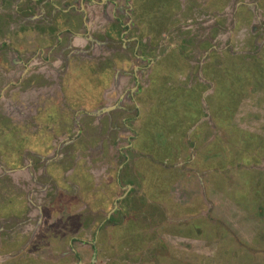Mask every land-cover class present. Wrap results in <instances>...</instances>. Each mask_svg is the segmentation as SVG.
I'll list each match as a JSON object with an SVG mask.
<instances>
[{"label":"crops","instance_id":"0c3cea01","mask_svg":"<svg viewBox=\"0 0 264 264\" xmlns=\"http://www.w3.org/2000/svg\"><path fill=\"white\" fill-rule=\"evenodd\" d=\"M174 1L180 11L187 9L190 13H194V6L190 7L191 1ZM86 3L85 1L80 5L84 7ZM214 3L219 4V2L212 1L213 8H216ZM76 5L71 0H7V5L0 0V19L10 18L9 26H0L3 27L4 34L11 32L10 45L13 47L8 48L4 54L6 57L4 70L8 73L0 79V100L10 102L8 97H15L16 93L22 94L23 97L24 92L27 91L29 93L26 95L36 96L41 90L45 92L53 87L56 88L50 92L52 99L46 100L45 105L43 103L33 109L31 112L33 117L26 126L14 125L8 116L6 117L9 120L4 123L5 125H0L3 136H8L10 143L15 140L13 151L10 153L11 162L16 166L1 174L8 172L11 174L17 170L30 177L45 176L41 180L35 177L28 181L31 191L24 188L25 183L19 184L22 188L19 190L27 192L25 196H21L22 201L19 200L25 203L26 211L23 214L29 217L26 223H24L26 219L20 221L16 214L19 207L14 204L16 199L13 196L16 198L19 196L10 194L9 199H6L0 190V256L8 255V248L11 249L15 245L12 242L11 245L7 241L3 242L4 239L16 241L18 236H15V233L19 236L21 234L16 232V228L19 226L30 228L33 225L32 220L38 224L41 221L43 229L46 224L55 223L51 228L47 227L48 229L44 230L45 234L53 232V236L49 234L45 237L51 240L59 235V242L68 239V249L66 250L64 246L61 249L59 247L58 250L49 248L50 251H46L47 258L50 253H55L59 254V259L64 261L69 259L71 264H146L142 257L138 258V255L146 254L145 247L148 241L144 247L135 250L128 246L127 242L121 244L123 239L129 240L137 236L147 238L141 236L144 234L159 235V239L177 238L179 242L187 243L186 247L190 244L194 246L193 241L202 237L206 241L203 243L209 244L212 240L216 244L219 241L224 242L222 252L225 255L235 254L234 251L230 253L229 248L239 252L242 239L250 238L253 242L256 238L258 227L256 232H253V225L259 219L264 221V152L258 153V145L261 149L264 148V133L247 132L252 139L250 144L256 145L254 151L241 145V150L238 149L236 155L232 157L229 156L227 149L231 146L236 151L235 146L241 143L238 134L244 131L236 126L235 117L233 119L231 117L235 116L234 110L240 106L242 94L248 92L244 86L253 78L249 68L241 63L251 59L250 56L253 54L224 52L230 55L232 61L227 76L220 75L223 68L227 67L224 60L216 59L217 54H212L208 58V54L206 55L204 67L202 66L204 77L212 79L211 74L214 71L219 73L216 76L218 86L215 85L219 96L213 101L214 96L204 92L203 88L207 87L206 85L202 88L203 84L193 85L190 82L187 85L183 82L179 70L181 69L179 62L184 56V52L181 51L182 54L178 53L173 61L167 62L170 66L173 62V76L170 71L161 73L159 67L156 73L149 76L152 82L146 81V87H140L146 96H150L149 103H144L141 100H144L145 96L138 98L140 90H136L143 70H146L145 66L140 64V60L146 58L144 53H147L146 48H141L139 37H148L149 44L152 41L157 44L163 35L161 28L148 26L143 32L138 30L139 32L134 35L136 39L132 38V42H135L132 46L125 41L129 38L127 32L120 41L113 39L114 30L112 31L113 26H110L113 22L111 13L101 15L92 4L88 9L85 5L89 10L90 19L85 21L81 14L78 15L71 9V7L75 9ZM167 16L169 14H158V17H155L160 22L158 25L176 24L174 21L165 24ZM17 20L27 22V26H12L18 24ZM66 20L71 23L70 26L64 25ZM82 20L84 26L81 25ZM100 33L102 35H97ZM202 47L196 46V52L194 49L192 52L187 49L189 56L197 58ZM177 48L178 45L170 52H174ZM130 49L137 52L134 55V52L132 53L136 60L126 59L125 54L130 52ZM148 58L153 62L152 57ZM251 67H258L255 60L251 62ZM11 68L20 72V79L26 74H35L37 79H31L25 86L22 84H26L27 80L20 81V85L16 86V83L10 80L13 76ZM255 70L257 71V68ZM104 73L105 76L112 78L110 87L113 91H115L114 82H118L116 86L120 95L125 90L122 93L121 103L129 100L128 98L131 100L132 97L135 98L133 102L135 105H131L134 115L132 117L125 115L118 122L120 127H127L132 134L129 132L126 134L127 130H123L126 138L120 141H118L119 137L117 140L115 138L116 144L111 145V142L110 147L102 146L103 142L100 141L85 140L83 132L80 135L75 129L76 132L73 134L72 126L66 125V121L84 125V119H87L91 126L99 125L103 114L109 115L112 119V112L123 110V104L119 107L111 104L98 108L83 105L86 111L82 114V106L77 107L78 105L72 103V97H76V93H79L76 88L89 93L95 86L98 88V82L103 84L107 80ZM48 78L53 82L44 80ZM65 78L73 79L74 86L69 85L70 92L65 91L66 86H61L65 84ZM174 80L177 81L174 83ZM208 82L212 83L209 80ZM109 85L110 81L107 87ZM124 86L126 88H122ZM196 86L201 89H196ZM5 91L7 98L6 95L3 96ZM42 109H45L44 111L49 115L45 124L35 117L36 114L38 117L43 112ZM71 110L74 114L64 121V118L69 117ZM0 117L4 116L0 115ZM113 122L115 123L114 120ZM6 126L9 127L5 130ZM24 135L27 138H24ZM127 138L129 139L126 142ZM68 145H71L72 150L65 151L68 150ZM233 150L230 152H234ZM116 155L119 163L114 171L112 165ZM106 156L110 161L104 172L90 168L93 162L97 164L98 160ZM23 157L26 162L23 167H19ZM83 161L88 163V167L85 166L83 169L87 174L88 170L107 176L115 173L116 183L119 187L122 184V194L116 197L115 203L105 215H102L100 221H98L96 205L86 206L88 203H82L81 206L79 203L86 193L95 194L99 188L98 184H95L94 186L98 188L93 190L92 184L91 189L84 190L81 177L78 176L82 171L76 168L77 166L81 168L80 164L84 163ZM228 164L230 167L226 169ZM24 165L27 167L25 168ZM53 168L57 170L58 179L47 176L48 171ZM93 175L97 177L96 174ZM93 175L88 174L90 176L88 180L91 182ZM8 185L10 186V183ZM56 191L57 194L54 196ZM86 198L89 199L87 195ZM69 223H76L73 224L74 230L69 228L71 225L68 227ZM24 230L26 232L28 229ZM74 232L76 234H72ZM87 233H90V236ZM39 238L41 237L33 236L26 242L24 237V242L16 249L30 257L36 251L45 249L41 242L39 246L32 245ZM90 238L93 240L89 242L92 245L89 263H86L87 257L73 258V251L77 248L74 245L71 247L70 240L72 239L74 243L80 242L79 244L83 246L81 241H89ZM101 238H108L106 246L111 252L100 251L97 244ZM251 241L250 245H253ZM209 245L211 247V244ZM207 246L195 247L196 249H191V253L196 256L211 254L210 247L206 248ZM84 253L87 255V249ZM108 255L112 257L111 263L108 261ZM159 258L155 253L154 264H162L161 261L157 262ZM0 264L20 263L4 261ZM21 264L29 263L24 261Z\"/></svg>","mask_w":264,"mask_h":264},{"label":"rangeland","instance_id":"374dc122","mask_svg":"<svg viewBox=\"0 0 264 264\" xmlns=\"http://www.w3.org/2000/svg\"><path fill=\"white\" fill-rule=\"evenodd\" d=\"M212 1L213 0H197L196 5L194 4V9H193L194 13H190L187 9H184L185 11L177 10L176 12H173L174 16L172 17V21H174L176 24L172 26H159L161 28V31L163 32V35H162L160 42L157 43L158 47H155L154 45L145 46V44H148V37H139V44L141 43L140 45L142 49L146 48L147 53L146 54L144 53V55H146V58H142L143 60L142 59L140 60V64L142 66H145L146 70H143L141 81L137 85L136 90H140V87L145 88L147 85L146 81L147 83L149 81L152 82L149 76H151L153 73H156L159 67L162 70L161 73H165L168 71H170L171 74L173 73L172 71L174 68V65H172L173 62H171L172 63L171 66L168 65L167 62L169 61L165 58V55L171 50H173L175 46L178 45V48L176 50V56L181 51L184 52L182 61L179 62L181 65V69H182V70L181 69L179 70L181 71V77H183L182 78L183 82L187 83V85H189L190 82L193 85L203 84L201 85L202 88L205 87L206 85L207 87L203 88L205 90L204 92L209 95L212 94L211 96H214V98L213 97L211 98H213V101H214V99H218V96H219L217 94L218 90L216 87L218 86L216 76H218L219 73L217 71H214L211 74L212 79L208 77H204L203 64L206 61V55L208 54L207 55V58H208L212 54H217L216 59L218 60L220 59L221 61L224 60L225 65L227 67L223 68V71H221L220 75L227 76V74L230 71L229 65L232 63V61L230 60L231 57L229 54H234L236 52L253 54V56H250L251 59L246 61L248 63H246L245 61L241 63L245 67L249 68V71L253 78L249 79L247 81V85L244 86L246 90L248 89V92H245L244 94H242L240 98V102H239L240 106H237L236 110H234L233 114L235 116L232 115L233 117H231V119L235 117L234 122L236 126H238L240 130L244 131L238 134V137L240 138L241 143L235 146L236 151L232 149L234 147L228 146L227 148L229 156L233 157V155L234 156L236 155L238 149L241 150V145L247 146L252 151L256 150L255 149L256 145L250 144L252 139L249 138L250 135L248 133H255V134L264 133L263 131V126H264V78H263V75H264V0H214V1L219 2V4L214 3L217 9L213 8L214 5L212 4ZM3 2L7 5V0H3ZM202 2L203 3L207 2V4L205 3L207 5V9L206 7H204L203 4H201ZM170 15L171 14H169V16ZM17 22L19 25L16 24L12 26H27V22L25 21L17 20ZM165 24H167V21ZM0 25L9 26L10 18L9 19H6L5 17L1 18ZM1 26H0L1 28L0 29V49L2 48L3 50L2 49L0 50V58H2L0 59V79L2 78V76L5 77L6 74L8 73L7 70H4L5 58H6L4 57V54L8 48L9 49L13 48L10 45L11 43L10 39L12 38L11 32H7L4 34L2 30L3 27ZM115 27L119 30L117 26ZM137 30L139 31L142 30L143 32L144 26L137 28ZM97 35H102V34L100 33ZM139 36H140V33H139ZM130 43L133 46L135 42H130ZM196 46H203V47L198 52L199 54L197 55V58L194 59L193 56L191 57L189 56V52L187 51V49L188 50L190 49L191 52H192V49H194L196 52V49H195ZM139 51L140 53L142 52L140 49ZM133 52L134 51H131L130 49V52L125 54L126 59L128 58L134 59L133 55L137 52H134V53ZM224 52L229 53V54L227 55ZM102 55H100V57ZM148 57H152L153 62H150ZM253 60L257 62L258 67H255V68L251 67V62H253ZM256 68H257V71L255 70ZM258 69H261V71L260 70L258 71ZM12 70L13 72L11 73H13V76H12V79L10 80L12 83H16V86L17 84L18 86L20 85V81L27 80L26 84H22V86H25L29 83L31 79H34V80L37 79V77H35L36 76L35 74H31V75L24 74L25 76L22 78L23 79L22 80L19 78L20 72H17L14 69ZM225 70H226V74H224ZM105 75L106 74L104 73V76ZM145 75H147L146 78H145ZM134 76L136 75L134 74ZM105 78H107V80L103 82V84L98 83V88H96L95 86L89 93L84 92V90L80 91V88L78 89L76 88L77 92L79 93H76L77 94L76 97L74 98L72 97V103L78 105L77 107L82 106V110H81L82 114H84L83 112L86 111V109H83L84 108L83 105H87L89 107L96 106L97 108V106L99 107L103 105L113 104L114 101L116 100V99H112L109 95L107 96V93L112 92L113 90L110 88H104V87L107 86L108 81H110V85L108 87L111 86L112 80L110 79L112 78H109V76H105ZM105 78H103V81ZM44 80L53 82V80L49 78L44 79ZM208 80L211 81L212 84H210ZM39 81H42V79H39ZM64 81H65V84H62L61 86L63 87L66 86L65 91L70 92L69 85L73 84L72 86H74L73 79L65 78ZM176 81L177 80H174V83ZM53 88L48 89L45 92L40 89L41 93L36 96L33 94L26 95L27 93H29L27 91L24 92L25 95L23 94V97H22V94L16 93L15 97H10V98L8 97V100H10V102L9 101L7 102V100L5 101L0 100L1 101L0 102V115L8 116L12 121L11 123L14 122V125L26 126V124L29 121H31V118L33 117V114L31 115V112L33 111V109L35 107L42 105L43 103L45 105L46 100L49 101V99H52L51 97L52 95L50 94V92L54 90ZM122 88H126V86ZM195 88L201 89V88H198L197 86ZM138 92L140 94L138 98H140L141 96H145V99L141 101L144 103H149L148 97L150 96L149 95L146 96V94H144L145 92L142 90ZM4 95H6V98H7L6 91L3 93V96ZM115 98H117L116 95H115ZM128 99L129 100H124L122 103L124 106L123 110L118 109V110H115L116 112H112L111 116H112V119L115 121V123L110 117L111 127L109 129H106V126L103 123L102 119H101L100 124L95 125V126H91L88 123L87 119H84L85 120L84 123L88 125V126H84L82 130V132L84 133V139L85 140L87 139L88 141L89 140L100 141V142H103L102 146L110 147L109 144L111 142H112L111 145L116 144L115 138L117 140L118 139L117 137H119L118 141L124 140L126 138L125 134L122 132L123 130L124 131L127 130L126 134H129V133L132 134L131 131L128 130L127 127H123V126L120 127L118 125L120 124L118 122L121 121L123 116L127 115V117H132L134 115V112H132L133 110H131V105L133 104V102H135V98L132 97V100L130 98ZM44 110L43 112H41V114H39L38 117H37V114L35 117L38 121H41L45 124V122H47V117H49V115H48V112ZM7 114H10V116ZM73 114L74 112L72 113V110L69 115L67 113L69 117L64 118V121L70 119V117ZM113 123H114V127H113ZM211 123H214V122L211 121ZM66 125L69 126L67 121H66ZM8 127L9 126H6L4 127V129L6 130ZM75 129L77 130L75 126H72V130L74 131L73 134L75 133ZM110 131H113V132L110 133ZM25 133H27L26 130H25ZM68 136L74 137V135H68ZM23 137L27 138V136L25 135ZM8 138H9L8 136L4 137L3 133L0 131V151L2 150L0 152V178H1V181L3 182V185L2 187H0V190L1 192H3V197L6 199H9L10 194H16L19 196V198H16L15 196L16 202L14 204L18 205L19 207L16 214H18V218L20 219V221L26 219V221L24 222L26 223L29 217H26L23 214L26 211V208L24 206L25 203L23 202L21 203L20 201H22L21 196L23 195L25 196L27 192H23V190L20 191L19 189H22V188L19 186V184L25 183L26 185L24 188L25 189L28 188V191H31V188L29 187L30 184H28V181L29 180L31 181L33 178L35 179V177L36 179L41 180V178L43 179V177L45 178V176L40 175V176L30 177L26 174H22L20 171H17V170L12 172L11 174H9V172L1 174V172H5V170L7 171V170H10L16 167V166H13V163L11 162L12 158H11V153H10L13 151L15 140H12V142L10 143V139ZM128 139L129 138L126 139V142ZM228 144H230V142ZM67 148L70 149L71 148L70 145H68ZM258 148H259L258 149L259 152L257 151L258 153H260V151L264 152V148L261 149L260 145H258ZM232 150L234 152H230ZM109 161H110L109 158L106 156L104 157V159L98 160L97 164L93 162L90 168L95 169L97 171L104 172L108 167ZM25 162H26V159L25 157H23V160L21 161V166L19 167H23L22 165L25 164ZM83 162L85 163L84 166L88 167L87 161L86 162L83 161ZM16 163H19V162L16 161ZM117 163H119V159L117 158V155H116L115 160L112 165L113 166L112 168L114 171L116 168H118ZM24 167L26 168L27 165H24ZM229 167H230V164L227 165L226 169H229ZM49 171L47 173L48 174L47 176H49V178H53V179L59 178V176L56 174L57 172L56 169L53 168V169H50ZM92 171L88 170V174L89 173L91 175L96 174L99 179L93 175L94 177V178L92 177L93 181L91 182L90 180H88V182H83L82 186L84 190H86V189H91L92 184H93V187H94L93 190H96L98 187H95L94 185L98 184L97 186H99V188L95 191L96 192L95 194L89 195L88 193L86 194L84 193L85 196L83 197L82 200H80L79 203L81 204V206H82V203L83 204L88 203L86 204V206L90 204L96 205L98 207V213H97V216L99 215L98 221H100L103 218L102 215H105L107 211L110 210V208L112 207L113 203L116 200V197L122 194L121 191L123 190V188H122V184L119 187L118 184L116 183V179L114 177L115 173L112 174V176H107V175L97 174L96 172L94 173ZM88 174L85 173L86 178L90 177L88 176ZM82 178L83 177L81 176V180ZM102 179L103 181H101ZM8 183H10V186L8 185ZM56 194H57V191L54 193V196H56ZM86 195L88 196L89 199L86 198ZM22 207L24 209H22ZM88 209H92V208H88ZM31 224L33 225L32 227L30 226V228L19 226V228H16V232H20L21 233L20 236L21 235L24 236L26 239V242L29 241V239L33 236H35V238L41 237L39 238L41 241L37 239L32 243V245L36 244L37 246H39L40 244H43L45 246V249L43 250L40 248L41 250L36 251L35 254L30 255V257H28L29 255L27 256V255L21 254L20 253L21 251L20 250L18 251L17 249H18V245L24 242V237L20 238L19 234L15 233V236H18V239L16 241L15 239L13 240L4 239L3 242L7 241L9 245H11L10 242H12L15 245L14 247L12 246L11 249L8 248V255L0 256V262L8 261L10 263L11 262L18 263L19 261V263L21 264L22 262L25 261V262H28L29 264H71L68 258H67L68 261L59 259L60 258L59 254L50 253V256L47 258L48 252L46 251L47 250L50 251L51 248L58 250L59 247L61 249V247L64 246L66 247V250L68 249V244H67L69 241L68 239L65 238L66 240L64 239L62 243H59L58 240H56L57 242H54L53 239H51L50 241L48 240L47 237H45V236H48V234H45L46 232H44V230L47 227L51 228V226L54 225L55 223L51 225L46 224V227L44 229H43V223L41 221L38 224L32 220ZM73 224L75 225L76 223H73ZM73 224L72 223L68 224V227L71 225V227L69 228H71L72 230H74L75 228ZM257 227L258 229L256 232L255 230ZM253 228H254L253 232H256L255 233L256 238L253 239V242L250 240V238L242 239L241 243L243 245L240 244V246L242 247L239 248V252L237 250H231V248H229L230 253L232 251H234L235 253V254L232 253L230 255H225V253L222 252L223 246L225 245L224 242L219 241L216 244L215 241L212 240L209 242V244H211V247H210L208 243H203L206 241H204L202 237L199 238L200 240H198V238L194 241L191 240L194 242V246L190 244L189 247L185 246L187 243L185 244L183 242H179L177 238L176 239H159L158 237L159 235L156 236L155 234L141 235L147 238H142V237L137 236V237H132L129 240L123 239L121 244L123 245L124 242H127L129 244L128 246L132 247V249L135 250L136 248L140 247L141 249L142 247H144L145 243L148 241V244L145 247V250L147 249L146 254L141 255V256L138 255V258L142 257L144 259L143 260L144 263L146 264H150V263L154 264L155 259L153 258H154L155 253L160 257L159 260H157V262L161 261L162 264H264V221L259 219V221L253 225ZM24 229H28V230L25 232ZM87 231H89V229ZM27 232H30V234L29 233L27 234ZM36 233H37V236H36ZM49 234L52 236L53 233L49 232ZM72 234H76V233L74 232ZM89 234L90 233H87V235ZM148 236H150V238H148ZM92 240L93 238H90L89 241H85V240L81 241V243H83V246L79 244L80 242L71 243V247L74 245L75 248H77L75 250L76 251L78 250L77 257L74 256V254L72 255V257L78 258V259L87 257L86 263H89L88 258H90V254L92 252V249L90 248V246L92 245H90L89 242ZM49 241H50V244H49ZM74 241H76V238H74ZM250 241L253 245H250ZM106 244H108V238H104V239L101 238L98 241L97 245L99 246V249L101 252H104V251L108 252V250L110 251V248H107ZM57 245H60V246H57ZM204 246H207L206 248L210 247L209 250L211 251V254L206 255L205 253L203 255L196 256L194 253H191V249L193 250V248L196 249L195 247L200 248ZM16 247L17 249H15ZM187 248H190V250ZM86 249H87V255L84 253ZM108 257H109L108 261L109 263H111L112 257H110V255H108Z\"/></svg>","mask_w":264,"mask_h":264},{"label":"flooded vegetation","instance_id":"af4514ba","mask_svg":"<svg viewBox=\"0 0 264 264\" xmlns=\"http://www.w3.org/2000/svg\"><path fill=\"white\" fill-rule=\"evenodd\" d=\"M85 1L87 3L84 4V7H82L80 5V3L82 4V2L84 3ZM71 2H74L75 4H77L75 9L73 7H71V9L76 11L78 15L81 14V16L84 18L85 21H90L89 16H88L89 10H87V9L91 6V4H92V6H95V9H97L98 10L97 12H99L101 15L103 13H107V14H108V12L111 13V15L113 16L112 17L113 22L110 24V26H113L112 31L114 30L113 35H112L113 39L120 41L122 39V37L124 36V34H126V32H127V36L129 37L125 40L127 43L132 42V38L136 39V37L134 35L139 32L137 30V28H140L142 26H144V28H147L148 26H160V25H158L160 23V22H158V19H155V17L156 18L158 17V14H163V13L164 14H174L173 12H176L177 10H179L178 6H175L176 1H174V0H71ZM196 2H197V0H195V2L193 0L190 3V5H191L190 7H193L194 4L196 5ZM186 3H187V1H186ZM205 3L207 4V2H205ZM205 3L202 2L201 4H203L204 7H206V9H207V5ZM188 4H189V2H188ZM85 5H86L87 9L85 8ZM161 11H163V12H161ZM93 13H95V12L93 11ZM152 16H154V17H152ZM173 16L174 15L167 16L168 17L167 23L172 21ZM70 24L71 23L68 20H66L64 23L65 26H70ZM81 25L84 26L83 20L81 22ZM115 26H117L119 28V30ZM168 26H171V25H168ZM177 28H178V26H177ZM102 38H103V36H102ZM119 44H120V42H119ZM148 45L149 46L154 45L155 47H158L156 43H153V41L150 44L148 43ZM182 53L183 52H181L179 54H182ZM165 58L168 61H173L176 58V50L174 52H168L165 55ZM117 83L118 82H114L115 90H116V91H114L115 94L112 91L113 93L109 92V93H107V96L109 95L112 99H116L114 101L113 105H116V107H119L122 105V103H121V101L123 100L122 93L125 90H123L121 92V95H120V93H118L119 92L118 86H116ZM104 88H108V87L106 86ZM109 88L112 89L111 87H109ZM115 95L117 98H115ZM109 105H111V104H109ZM134 105H135V103H133V106ZM97 108H98V106H97ZM2 116H4V115H2ZM7 120H9V118L6 116H4L3 118L0 117V125H5L4 123ZM102 121L105 124L106 129H109L111 127V121H110L109 115L103 114L102 115ZM84 122H85V120H84ZM85 124L86 123H84V125H82V124L76 123L74 121L73 122L68 121V125L75 126L80 135L82 134V130H83V127L85 126ZM111 132H113V131H110V133ZM70 147H71V145H70ZM70 150H72V149L70 148V149L65 150V151H70ZM80 165H81L82 170H81L80 166L76 167L77 170L82 171L81 173H78V176L83 177L82 182H88V178H86V175H85L86 172H85V170H83L85 167L84 163H81ZM2 184H3V182L1 181V178H0V185H2ZM13 197H15V196H13ZM52 236H53V234H52ZM59 238H60L59 235H56L55 237H53V239H55V240H59ZM73 242L74 241L71 239L70 245ZM59 243H62V241ZM73 253H74V256L77 257L78 252L76 250H74Z\"/></svg>","mask_w":264,"mask_h":264},{"label":"water","instance_id":"95a60500","mask_svg":"<svg viewBox=\"0 0 264 264\" xmlns=\"http://www.w3.org/2000/svg\"><path fill=\"white\" fill-rule=\"evenodd\" d=\"M206 52H207V51H206ZM206 52H205V53H206ZM210 84H212V83H210ZM107 109H108V108H106V110H107ZM114 203H115V202H114Z\"/></svg>","mask_w":264,"mask_h":264}]
</instances>
